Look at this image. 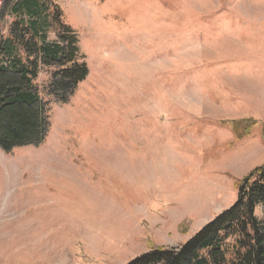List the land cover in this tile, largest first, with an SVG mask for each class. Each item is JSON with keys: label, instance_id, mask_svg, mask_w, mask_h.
Masks as SVG:
<instances>
[{"label": "rangeland", "instance_id": "rangeland-1", "mask_svg": "<svg viewBox=\"0 0 264 264\" xmlns=\"http://www.w3.org/2000/svg\"><path fill=\"white\" fill-rule=\"evenodd\" d=\"M56 3L89 75L64 104L43 68L46 138L0 148V264L182 247L264 165V0Z\"/></svg>", "mask_w": 264, "mask_h": 264}, {"label": "trees", "instance_id": "trees-1", "mask_svg": "<svg viewBox=\"0 0 264 264\" xmlns=\"http://www.w3.org/2000/svg\"><path fill=\"white\" fill-rule=\"evenodd\" d=\"M0 148L38 146L47 136L48 106L37 80L55 67L48 95L66 103L89 75L79 38L56 0H0ZM234 130V128H233ZM237 202L180 248L156 247L128 264H264V165L236 183Z\"/></svg>", "mask_w": 264, "mask_h": 264}]
</instances>
